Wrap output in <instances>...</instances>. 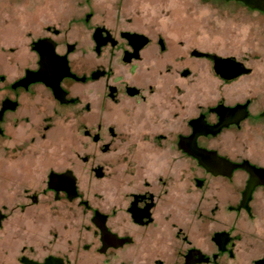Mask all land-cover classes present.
<instances>
[{
	"label": "water",
	"instance_id": "obj_1",
	"mask_svg": "<svg viewBox=\"0 0 264 264\" xmlns=\"http://www.w3.org/2000/svg\"><path fill=\"white\" fill-rule=\"evenodd\" d=\"M0 264H264V0H0Z\"/></svg>",
	"mask_w": 264,
	"mask_h": 264
}]
</instances>
